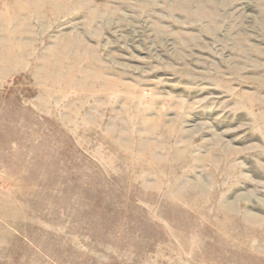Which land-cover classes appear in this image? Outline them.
I'll list each match as a JSON object with an SVG mask.
<instances>
[{"label": "rangeland", "instance_id": "374dc122", "mask_svg": "<svg viewBox=\"0 0 264 264\" xmlns=\"http://www.w3.org/2000/svg\"><path fill=\"white\" fill-rule=\"evenodd\" d=\"M0 264H264V0H0Z\"/></svg>", "mask_w": 264, "mask_h": 264}]
</instances>
